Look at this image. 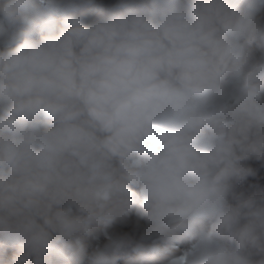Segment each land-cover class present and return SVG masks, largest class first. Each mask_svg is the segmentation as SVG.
I'll return each mask as SVG.
<instances>
[{
	"label": "clouds",
	"instance_id": "1",
	"mask_svg": "<svg viewBox=\"0 0 264 264\" xmlns=\"http://www.w3.org/2000/svg\"><path fill=\"white\" fill-rule=\"evenodd\" d=\"M94 2L0 0V242L22 249L13 264H115L129 250L128 264H264L250 259L264 254V206L226 201L251 171L240 161L264 159V0H135L89 21ZM57 14L59 34L5 50L21 25L51 33ZM133 211L143 226L108 232ZM82 235L106 243L88 255Z\"/></svg>",
	"mask_w": 264,
	"mask_h": 264
},
{
	"label": "trees",
	"instance_id": "2",
	"mask_svg": "<svg viewBox=\"0 0 264 264\" xmlns=\"http://www.w3.org/2000/svg\"><path fill=\"white\" fill-rule=\"evenodd\" d=\"M238 2L240 3V6L243 7L242 0H238ZM137 6L138 5L136 4L135 0H126V2L124 3H122L121 0H95L93 5L88 6L90 8L89 21L95 19L99 15H107L113 12H123L126 11L127 8ZM63 26V16L61 14L56 15L55 26L52 29L51 33H49V31L46 29L37 28V31L34 34L28 35L29 25H21L19 28V35L17 40L6 46L5 50H11L12 48L17 47L18 44L22 43L25 39L38 40L41 37L47 36L49 34L57 35L59 34ZM250 139H255V136L250 134ZM237 154H241L239 150H237ZM240 165L244 168L250 169L251 171L243 178H233L230 181L231 188L226 197L227 203L231 206H236L240 201L251 198L256 201L257 206H264V159H257L254 155H249L247 159L240 161ZM133 191L136 194L137 202L139 204V201L142 199L139 186H133ZM72 214L81 215V213H79L76 209H73ZM37 221L41 224L43 223L40 218H37ZM137 223L143 226L145 221L139 218L135 214V211H133L125 223H113V225H111V227L108 229V232L131 233ZM212 223L213 221L211 220L203 221L206 230L210 229ZM245 223H247V220L245 218H241V226ZM52 235L55 240L58 234L52 233ZM81 239L87 244L88 255H91V253L97 247H102L103 244L106 243V236L104 235H100L99 239H96L92 236L85 237L82 235ZM55 243L57 247L62 246V242L59 240H55ZM194 243L195 240L192 239H185L183 241L177 242L175 244L177 254H182L183 252L187 251ZM20 254H22V249L20 248L19 244L13 245L0 242V264H13L14 258ZM138 255L139 251L129 250L128 252L119 255L115 261V264H128V261L137 258ZM48 259L50 260L51 264H65V262L61 258L57 257L54 254L50 255ZM250 259H252L254 262L260 261L261 259H264V254L257 253L255 250H251ZM34 262L35 256L30 255L28 257V264H34ZM67 264H89V260L86 256L79 262L68 261Z\"/></svg>",
	"mask_w": 264,
	"mask_h": 264
},
{
	"label": "snow or ice",
	"instance_id": "3",
	"mask_svg": "<svg viewBox=\"0 0 264 264\" xmlns=\"http://www.w3.org/2000/svg\"><path fill=\"white\" fill-rule=\"evenodd\" d=\"M187 259V254H185L184 256H181L177 259V261L175 262V264H185V261Z\"/></svg>",
	"mask_w": 264,
	"mask_h": 264
},
{
	"label": "rangeland",
	"instance_id": "4",
	"mask_svg": "<svg viewBox=\"0 0 264 264\" xmlns=\"http://www.w3.org/2000/svg\"><path fill=\"white\" fill-rule=\"evenodd\" d=\"M8 46V45H7Z\"/></svg>",
	"mask_w": 264,
	"mask_h": 264
}]
</instances>
